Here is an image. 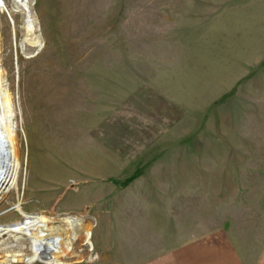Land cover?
Segmentation results:
<instances>
[{
    "label": "rangeland",
    "instance_id": "374dc122",
    "mask_svg": "<svg viewBox=\"0 0 264 264\" xmlns=\"http://www.w3.org/2000/svg\"><path fill=\"white\" fill-rule=\"evenodd\" d=\"M31 1L37 45L3 16L0 226L44 215L61 264H256L264 0Z\"/></svg>",
    "mask_w": 264,
    "mask_h": 264
},
{
    "label": "bare ground",
    "instance_id": "6f19581e",
    "mask_svg": "<svg viewBox=\"0 0 264 264\" xmlns=\"http://www.w3.org/2000/svg\"><path fill=\"white\" fill-rule=\"evenodd\" d=\"M31 4V0H0V46L7 38V36L4 37L6 33H3V27L7 26V21L3 18L4 14L7 15L13 29L15 18H20L24 42L29 45H37L36 26L34 18L31 19L30 16ZM9 97L4 85V75L0 64V183L2 182L0 184V195L5 191H9L14 185L19 167L15 143V126ZM5 168L7 169L6 172L4 171ZM8 174L9 179L7 178ZM19 211L22 213L21 210ZM46 223L47 220L44 215L31 217L24 215L23 220L17 224L7 225L6 227L0 226V237L7 234L12 235L14 238V245L10 246L9 242H6L5 246L2 247L5 249L6 254L2 260L0 259V263H63L61 258L65 256V253L61 249L62 239L60 236H51L46 229ZM86 237H89V232H86ZM72 239L75 240V234H73ZM40 248H43V250H40ZM66 248L69 250L70 247L66 246Z\"/></svg>",
    "mask_w": 264,
    "mask_h": 264
},
{
    "label": "crops",
    "instance_id": "0c3cea01",
    "mask_svg": "<svg viewBox=\"0 0 264 264\" xmlns=\"http://www.w3.org/2000/svg\"><path fill=\"white\" fill-rule=\"evenodd\" d=\"M256 264H264V254L259 257V261Z\"/></svg>",
    "mask_w": 264,
    "mask_h": 264
},
{
    "label": "water",
    "instance_id": "95a60500",
    "mask_svg": "<svg viewBox=\"0 0 264 264\" xmlns=\"http://www.w3.org/2000/svg\"><path fill=\"white\" fill-rule=\"evenodd\" d=\"M30 16H31V19H33V15H32V12L30 13ZM4 171L6 172L7 169L5 168ZM7 178L9 179V174L7 175ZM2 183V182H1ZM0 183V184H1ZM27 217H31V215H26ZM24 218V217H23ZM40 250H43V248H40Z\"/></svg>",
    "mask_w": 264,
    "mask_h": 264
}]
</instances>
